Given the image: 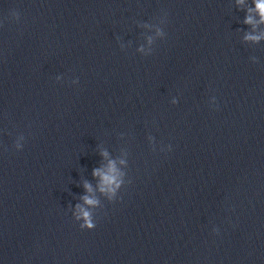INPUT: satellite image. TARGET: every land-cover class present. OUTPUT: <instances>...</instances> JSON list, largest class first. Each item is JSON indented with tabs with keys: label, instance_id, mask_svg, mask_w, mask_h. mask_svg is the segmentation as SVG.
Instances as JSON below:
<instances>
[{
	"label": "clouds",
	"instance_id": "9594fccd",
	"mask_svg": "<svg viewBox=\"0 0 264 264\" xmlns=\"http://www.w3.org/2000/svg\"><path fill=\"white\" fill-rule=\"evenodd\" d=\"M255 5L254 8L247 9L243 23L246 25L252 26V32H248L244 36L245 41H250L253 43H259L261 40H264V32H258L260 25H264V0H252ZM238 4H243L244 0H237ZM253 13L255 15H253ZM13 17L16 20H19V14L16 12L12 13ZM258 17V19L256 18ZM157 34L164 36L165 33L162 30L157 31ZM149 43H151V38H149ZM143 49H141L142 51ZM255 59V58H254ZM78 82V81H77ZM23 144H16L17 150L22 149ZM171 146H169L170 149ZM101 155L107 159L109 153L107 151L101 152ZM125 160H120V164H125ZM92 175L98 178V190L101 194L107 197L109 202H114L118 199V194L122 187L125 186L126 173L122 172L118 167L117 163L113 159H109L107 166L104 168H94ZM127 183H131L130 180H127ZM83 188L87 193H92L93 188L91 183L85 181L83 183ZM83 203H77L74 205L73 216L74 219L79 223V227L87 230H93L96 227L95 222V212L92 209L100 207V200L95 196L83 195L80 198ZM217 231V230H214Z\"/></svg>",
	"mask_w": 264,
	"mask_h": 264
}]
</instances>
